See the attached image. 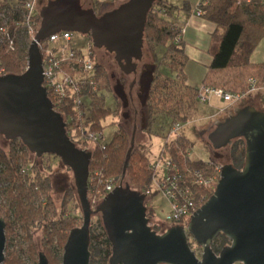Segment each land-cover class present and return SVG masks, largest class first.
<instances>
[{"label":"water","instance_id":"obj_1","mask_svg":"<svg viewBox=\"0 0 264 264\" xmlns=\"http://www.w3.org/2000/svg\"><path fill=\"white\" fill-rule=\"evenodd\" d=\"M156 1L127 0L101 15L84 8L81 0H49L43 5L40 28L28 50L27 69L21 75H0V135L7 141L20 140L37 158L59 157L73 173L83 223L70 231L62 264H90L94 215H101L112 245L109 264H264V111L252 105L235 107L201 133L207 135L208 146L215 152L244 139L245 162L241 169L223 165L213 195L192 213L186 226L171 224L158 234L147 217L146 194L123 183L135 148L136 128L122 181L95 208L89 200L92 153L76 146L68 135V124L53 107L43 86L39 44L61 31L78 33L89 37L94 48L113 54L124 75L136 74L144 57L147 15ZM154 71V65H146L141 74L145 99ZM221 234L230 244L217 254L212 244ZM189 235L203 250L200 258L191 248ZM6 245V222L0 217V264L6 259ZM38 258V264H49L43 252Z\"/></svg>","mask_w":264,"mask_h":264},{"label":"trees","instance_id":"obj_2","mask_svg":"<svg viewBox=\"0 0 264 264\" xmlns=\"http://www.w3.org/2000/svg\"><path fill=\"white\" fill-rule=\"evenodd\" d=\"M126 1L111 0V3L119 2L115 7L117 8ZM104 5H106L104 2L92 0L90 8L100 14L99 9H102ZM108 10H105L104 13ZM198 10L201 12L200 17L215 25L209 49L212 62L207 68L202 84L220 88L225 86L229 91L241 92L247 91L248 80L255 78L258 85L263 86L264 64L252 63L251 56L264 38V0H255L249 4L239 3V0H204L196 8V11ZM182 11H191L188 2L177 6L170 0H157L147 15L144 46L148 45L162 50L164 57L169 61L167 67L175 74L174 77L164 76L161 73L155 76L147 103L150 131L155 125L157 116L164 110L173 115L174 121L185 125L191 118L198 102L196 96L199 87H192L187 82L185 66L188 56L185 43L181 37L177 39L182 34V27L175 24V16ZM38 17L40 18L39 15ZM19 44L17 41L15 51H8L5 47H0V67L5 70L6 74L21 75L27 68L28 53ZM95 50L96 48H93L94 55ZM94 60V75L98 84V93L92 92L88 86L84 96H88L90 100L86 99L79 111L74 109L72 104H65L58 109V113L63 116L65 121H68V135L79 149L84 150L90 143L94 144L90 147L92 161L88 197L91 204H93V198L97 196L98 190L104 188L108 179L122 176L124 160L131 143L127 132L121 127L110 142H103L104 126L102 121L109 115L117 116L121 104L117 103L115 109L105 106L103 93H113L112 79L98 58ZM223 73H233L236 76L229 84H227L228 81L221 83V81H217V76ZM176 79L186 89L187 100L177 98ZM158 92H163L164 96H157ZM246 105L249 104L243 103L242 106ZM182 132L165 144L164 151L160 156L163 157L165 153H168V156L182 172L190 168L194 172L201 173L203 179L207 180L213 175L215 166L221 160L212 159L209 163L192 159L189 150L193 143ZM90 135H96L99 138L94 141ZM8 142L5 148L0 141V167H2V176L8 184L7 197L12 213V221H10L7 213L0 210V217L4 218L6 222L7 241L9 234L14 232L16 227L21 232L29 256L35 264L41 252L46 255L49 264H62L64 246L69 233L78 226L75 218L67 216L70 203L79 201L77 191L73 188L65 190L61 211H59L53 200L54 187L51 178L44 176L40 167L34 164L38 158L29 152L20 140L18 143ZM227 150V164H231L237 169L243 168L245 162L244 139H236ZM29 164H34L30 173V170L25 169ZM95 170L100 174L92 184L91 177ZM155 176L147 147L145 145L135 146L125 177L127 183L132 189L144 192L151 188ZM187 185L196 207L202 206L215 191L210 188V185L194 183L191 180L187 182ZM145 205L150 222L151 219H155V212L149 196ZM37 235L41 236L40 252L35 241ZM229 244L230 241L227 237L221 234L212 244V248L218 254ZM21 248V251L24 250L23 247ZM90 252V264H109L112 245L103 225L102 233L94 234L91 231ZM4 264H25V261L18 254L10 253Z\"/></svg>","mask_w":264,"mask_h":264},{"label":"rangeland","instance_id":"obj_3","mask_svg":"<svg viewBox=\"0 0 264 264\" xmlns=\"http://www.w3.org/2000/svg\"><path fill=\"white\" fill-rule=\"evenodd\" d=\"M41 1L44 2V5H45L49 0H40L39 3ZM81 1H82V6L84 8L91 7L90 0H81ZM110 1H107V2H110ZM107 2L105 1V4L107 5L106 8H110L112 10L119 4V2L114 3V4L111 2H110L111 4ZM39 3H38V9L40 12L41 6L39 5ZM104 11H103V8L99 9L100 14H103ZM23 31H24L23 29L19 31L20 33L18 34V42L20 43L19 46L23 48L24 50H26V52L28 53L29 47L33 41V37L28 36ZM72 43L74 44L75 47L81 50L82 54L85 57L89 56L90 46H89V40L86 36L78 34V33H73ZM143 52H144V57H143V60L139 62L138 64V72L141 71L145 65L155 66V71L153 74V81H152L151 87L153 85L155 76L158 75L159 73L163 74L164 76L165 75H171L172 77L175 76V74L172 73L167 67L169 65L168 64L169 61L168 59L164 57L162 50H158L148 45H145ZM93 56H94L92 57L93 59L98 58V61L108 70L110 76L112 74L115 75V77L112 79L113 88L116 85V79L122 80L123 78H125L124 74L121 72L118 64L116 63L114 59V55L108 53L105 49H96L95 55ZM27 61H28V57H27ZM27 65H28V62H27ZM222 77L223 78L220 77L221 83L228 81L227 84H229V82L232 81L233 79V78L229 79V77H227V74ZM193 79L194 78L191 77V80L189 83L192 87H195L196 83L194 82ZM224 88L226 89L225 86ZM175 89L177 93L176 95L177 98H183L184 100L188 99L187 94H186L187 91H185L186 89L180 84L178 79H176ZM103 95H104L103 99H104L105 106L110 109H115L117 105V99L115 98V95H113V93H108V92H104ZM158 95L162 97L164 96L163 92L161 93L158 92L157 96ZM213 103L217 104L218 106H223L226 104L222 100H215ZM213 103H210V104H213ZM210 104L203 105L197 102L193 110V114L191 118L183 126L181 130L183 131L182 132L183 135H185V137L193 143L192 148L189 150V154L191 158L194 160H203L205 162H209L210 160H212L211 159L212 155H211L210 148L208 146L206 135H201V133L204 130H208L211 127L210 124L212 123V120L203 119V117H201L198 112V108H202L204 106H205L204 108L207 107V109L208 108L211 109ZM242 105L238 107H241ZM136 109H138L140 112L138 111V114L135 116ZM145 109L146 107L144 108V110L143 109L141 110L140 105L137 106V103L136 104L134 103V105H132L128 110L123 109L121 105L120 112L117 116L109 115L105 120L102 121V124L104 126L103 142H110L113 136L119 131L120 127L123 128L124 131L127 132L129 138L131 139L132 133H133V125L136 123L137 130H136L135 146L145 145L149 151L150 161L154 162L155 160L158 159V156L160 157L161 152L164 151L165 144L169 143L172 139H174L178 135V133H172V127L174 123H177L179 121H174L173 115L168 114V112L164 110L163 112H161V114L157 116L155 125L153 129H151L150 131L149 126H148V119H147L148 115L146 114ZM226 109L230 110L228 108V105L226 106ZM141 111H143L145 116L141 115ZM128 112L130 113V115H132V118H133L132 122L127 121V119L122 117L123 113H128ZM0 141L2 145L5 146L6 148L9 142L6 139H3V136L1 135H0ZM18 141L19 140H16L15 142L18 143ZM93 145H94L93 143H90V145L87 146L85 150H91L90 147H92ZM164 155L168 156V153H165ZM227 156H228V150L224 151V158L221 160V162H218V164H221V165L227 164L228 163ZM34 164L40 167L44 176L51 178V181L54 187L53 200L55 202L57 209L61 211V206H62V201H63L65 190L67 188L76 189L75 183L73 181V173L71 169L64 166L60 158L55 155H44L43 157L38 158ZM34 164H29L28 166H26L27 168L25 167V169L30 170L29 171L30 173L31 168L34 166ZM1 170H2V167H0V175H1L0 176V210H3V212L7 213L9 220L12 221L10 203L7 197L8 184L5 178L2 176ZM95 172H97V170L93 171V174L91 177L92 184L94 183L93 180L96 179V177H99V176L94 175ZM161 174L162 172L159 171L157 175L155 176L154 181L158 180L161 177ZM121 177H117V179H119V182L117 185H119L120 182L122 181ZM126 182H127V179H124L123 183L126 184ZM150 191H151V194L149 195V197L151 199V206L153 207L154 212H155V219H151L149 223H150V226H152V228H155L154 231L158 232V234H162L168 230V228L166 227H171V223L167 221V217L171 212V202H170V199L167 197V195L163 192V190L159 188V182H154L150 188ZM93 201H94L92 204L93 208H95L101 202L100 197L98 195L93 198ZM67 216L73 217L76 219L78 223L77 227H80L82 225L83 213H82V209H81V205L79 201H73L70 203V205L68 206ZM102 225L103 224L101 220V215H94L92 217V222H91V231L94 234L102 233ZM155 226H157L158 228H156ZM40 240H41V236L37 235L35 237V241L37 244L38 251H40V246H39ZM189 242H190L192 250L196 253L197 257L200 258L203 253L202 248H200L197 245L195 240L190 235H189ZM6 247H7L6 248L7 251H5L6 257L10 253H14V254H18L23 259V261H25V264H35L33 260L31 259V257L29 256L27 246L25 245L22 239L21 232L16 227L14 229V232L9 234ZM21 247H23L24 250L21 251L20 250L22 249ZM38 261H39V258L36 259V264H38Z\"/></svg>","mask_w":264,"mask_h":264},{"label":"built area","instance_id":"obj_4","mask_svg":"<svg viewBox=\"0 0 264 264\" xmlns=\"http://www.w3.org/2000/svg\"><path fill=\"white\" fill-rule=\"evenodd\" d=\"M40 0H0V47L8 51H15L17 47L18 34L24 30L30 37H35L40 28L38 3ZM255 0H239V3H252ZM204 0H200L201 4ZM197 14L201 12L198 10ZM183 29H181L182 33ZM87 37V36H86ZM179 36L177 39H180ZM73 33L61 31L49 37L39 44L43 55L44 83L48 95L53 103L55 111L65 104H72L77 111L80 106L89 99L84 96L85 89L90 86L91 91L98 93V84L94 75L95 60L92 41L89 37L90 54L85 57L81 50L72 43ZM0 75H6L5 70L0 67ZM247 91L233 92L224 88L202 84L197 92V101L200 104H209L213 99L224 101L231 110L242 105L247 98L259 89L256 79L251 78ZM90 100V99H89ZM68 124V121H66ZM69 126V125H68ZM67 126V127H68ZM184 124L174 123L172 133H180ZM90 137L95 141L98 136ZM163 156V155H162ZM209 163H211L209 161ZM223 165H216L213 175L204 180L202 174L187 168L182 172L169 156L159 157L151 162V168L155 174L162 172L161 177L154 182H159V188L167 195L171 202V212L167 221L175 225L186 226L193 212L201 206H195L191 192L188 190L187 182L210 185L215 190ZM99 171L94 175L98 176ZM95 180V179H94ZM93 180V181H94ZM92 181V180H91ZM119 179L110 178L105 182L104 188L98 190L97 195L102 200L112 189L116 188ZM146 197L151 194L150 189L141 192ZM207 201V200H206ZM205 201V202H206Z\"/></svg>","mask_w":264,"mask_h":264},{"label":"crops","instance_id":"obj_5","mask_svg":"<svg viewBox=\"0 0 264 264\" xmlns=\"http://www.w3.org/2000/svg\"><path fill=\"white\" fill-rule=\"evenodd\" d=\"M98 1L105 3V1L107 2L110 0ZM170 1L172 4L177 6H182L184 3L188 2L189 6L191 7L190 12L182 11L176 14L175 24L182 27L183 29L181 38L185 43V50L188 56V62L185 66L187 82L189 83L192 77L196 83L195 87H200L207 73V68L212 62V56L209 53V49L212 41V34L215 31V25L204 20L202 17H200V15L197 14L196 8L198 7L200 0ZM90 2H92V0H90ZM106 7L107 5L103 6V11L106 10ZM251 62L255 64H264V38L252 54ZM226 74L229 79L235 78L236 76L233 73H223L217 76V81H220V77L223 78L222 76ZM215 100L219 99H213L211 103H213ZM245 103L254 106L260 111H264V85L259 86V89L255 93L251 94ZM226 106V104L223 106H218L217 104L213 103L210 104L211 109H207V107L204 108V106L202 108H198V112L200 116L203 117V119L212 120V123L210 124L212 127L216 121L223 120L226 116L232 113L233 110H227Z\"/></svg>","mask_w":264,"mask_h":264},{"label":"flooded vegetation","instance_id":"obj_6","mask_svg":"<svg viewBox=\"0 0 264 264\" xmlns=\"http://www.w3.org/2000/svg\"><path fill=\"white\" fill-rule=\"evenodd\" d=\"M39 5L42 8V6L44 5V2L41 1ZM143 70H146V65L143 67L141 71L138 72L137 70L136 74H132L128 76L124 75L125 78H123L122 80L115 78L116 85L113 88V95H115V98L117 99V103H120L123 109L128 110L132 105H134V103L135 104L137 103V106L140 105L141 110L142 109L144 110V108L146 107L145 110L147 114V103H148L149 97L145 99L143 88L141 84L139 83ZM110 77L111 79H113L115 75L112 74ZM138 111H139L138 109L135 110V116L138 114ZM141 115L142 116L144 115L143 111H141ZM122 117L127 119V121H131V122L133 121L132 115H130L129 112L123 113ZM134 128H136L137 130L136 123L133 125V131H134ZM226 150L227 148L221 151L215 152L212 149H210L211 155H212L211 159L222 160L224 158V151ZM220 157H222V159H220Z\"/></svg>","mask_w":264,"mask_h":264}]
</instances>
